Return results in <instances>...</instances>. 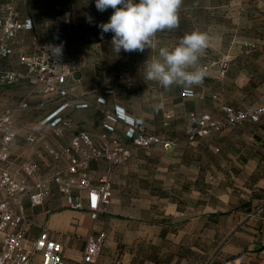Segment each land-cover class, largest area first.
Returning <instances> with one entry per match:
<instances>
[{
	"label": "crops",
	"instance_id": "1",
	"mask_svg": "<svg viewBox=\"0 0 264 264\" xmlns=\"http://www.w3.org/2000/svg\"><path fill=\"white\" fill-rule=\"evenodd\" d=\"M33 23V30L20 32L10 43L14 54L2 61L5 67L20 69L21 53L62 45L47 46ZM65 47V60L81 75L80 79L74 77L68 82L79 99L95 105L96 98L105 90L117 87L118 68L112 59L102 57V48L84 47L75 53L71 47ZM260 51L264 50L252 53ZM136 80L139 89L131 83V90L108 97L109 105H124L145 122L151 133L175 138L177 145L133 151L132 155L145 153L147 159L114 170L111 204L96 223L98 231L106 234L105 247L97 261L89 264H264V120L227 128L194 143L185 141L183 136L194 111L222 118V104H260L247 105L216 94L215 84L227 82L208 80V72L202 83L190 88L178 86L171 96L158 83L145 79V75ZM240 88L236 94L242 95L246 90ZM184 89L194 90L195 96L183 97ZM24 102L28 107L21 108ZM60 103L57 95L43 94L25 80L16 84L0 80V115L14 109L17 136L11 152L38 162L44 174L66 166L47 156L43 142L54 143L55 136L40 123ZM70 115L73 131L82 129L95 138L103 132L100 114L94 106L74 110ZM168 115L171 117L167 118ZM73 131L64 142L69 141ZM29 133L37 135L36 144L27 142ZM40 154L47 158L42 159ZM154 158L156 165L149 161ZM104 170V163L91 165L94 176ZM203 184L208 185L210 195L205 206L197 207V186ZM19 202L22 206H17V212L26 214L24 227L31 234L49 230L63 243L66 264L82 262L93 226L86 210L65 207L55 185L45 203L34 212L30 211L27 196L20 197Z\"/></svg>",
	"mask_w": 264,
	"mask_h": 264
},
{
	"label": "built area",
	"instance_id": "2",
	"mask_svg": "<svg viewBox=\"0 0 264 264\" xmlns=\"http://www.w3.org/2000/svg\"><path fill=\"white\" fill-rule=\"evenodd\" d=\"M7 11V15L0 16V80L7 84L25 80L33 89L61 98V103L40 123L51 129L55 136L54 143L43 142L47 156L55 163H66V166L44 174L38 162L13 155L11 145L17 136L14 109H7L0 115V264H66L63 243L47 229L38 235L31 234L24 227L26 214L17 212V206H22L20 202L17 204L20 197H28L30 211L34 212L51 195L53 185L65 207L86 210L93 221L80 264L95 263L106 242L105 232L98 231L96 223L111 204L114 170L126 162L133 151L148 150L158 145H177V139L151 133L145 122L131 114L124 105H109L108 97L131 90V82L123 77H118L117 87L108 88L98 96L95 105L79 99L68 86L76 69L65 60L64 45H58L62 47L59 57L52 55L53 48H40L18 56L20 69L5 67L2 61L14 54L10 43L20 32L31 31L34 26L31 19L19 18L12 7L8 6ZM257 49L264 50V38L252 45L251 50ZM182 95L192 98L195 92L184 89ZM92 106L100 114L103 127L98 138L82 129L73 131L70 115L74 110ZM20 107L26 108L28 104L21 103ZM221 111L225 117H214L209 112H192L191 123L183 135L185 141L197 142L226 128L264 120V104L248 109L223 105ZM72 131L69 141L64 142ZM26 140L34 145L38 137L29 133ZM40 156L47 158L45 154ZM99 162L105 164V170L94 176L91 165Z\"/></svg>",
	"mask_w": 264,
	"mask_h": 264
},
{
	"label": "rangeland",
	"instance_id": "3",
	"mask_svg": "<svg viewBox=\"0 0 264 264\" xmlns=\"http://www.w3.org/2000/svg\"><path fill=\"white\" fill-rule=\"evenodd\" d=\"M8 6L19 18L31 19L37 24L39 33L46 39L45 44H49L47 46L62 44L71 47L75 53L84 47L102 48V57L112 59L117 66L116 75L131 82L137 89L140 83L136 79L145 75V62L157 57L160 47L172 48L186 33L194 30L204 32L209 36L210 43L200 55L198 66L208 72V80L227 82L215 84L214 92L247 105L264 103V51L253 54L251 50L252 45L264 38V0H183L177 28L158 32L151 49L130 53L121 50L118 55L111 46L113 33H104L101 39L98 27L109 21L113 9L100 12L96 9L95 0H0V16L7 15ZM88 16L92 18L91 23L87 21ZM240 87L246 90L242 95L236 94ZM177 88L176 85L171 86L166 93L171 96ZM223 105L228 104L220 107ZM232 106L248 109L258 105L247 107L232 103ZM146 159L145 153L131 154L119 168ZM149 161L157 164L155 158ZM206 186H197L200 193L197 207L205 206L208 201L210 192Z\"/></svg>",
	"mask_w": 264,
	"mask_h": 264
},
{
	"label": "clouds",
	"instance_id": "4",
	"mask_svg": "<svg viewBox=\"0 0 264 264\" xmlns=\"http://www.w3.org/2000/svg\"><path fill=\"white\" fill-rule=\"evenodd\" d=\"M183 0H95L96 9L104 12L113 9L107 23H101L104 33H113L111 46L118 55L124 52H143L154 46L158 32L172 30L179 25V9ZM89 23L91 16L87 17ZM209 36L194 30L186 33L172 47H160L158 56L145 64V79L158 83L165 89L173 85L190 88L202 83L205 72L198 66L200 55L209 47ZM54 57L62 55V47H53Z\"/></svg>",
	"mask_w": 264,
	"mask_h": 264
},
{
	"label": "water",
	"instance_id": "5",
	"mask_svg": "<svg viewBox=\"0 0 264 264\" xmlns=\"http://www.w3.org/2000/svg\"><path fill=\"white\" fill-rule=\"evenodd\" d=\"M74 77H75L76 79H80L81 75H80L79 72H76V73L74 74Z\"/></svg>",
	"mask_w": 264,
	"mask_h": 264
}]
</instances>
